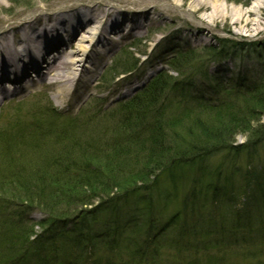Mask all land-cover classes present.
I'll list each match as a JSON object with an SVG mask.
<instances>
[{"label":"trees","instance_id":"obj_1","mask_svg":"<svg viewBox=\"0 0 264 264\" xmlns=\"http://www.w3.org/2000/svg\"><path fill=\"white\" fill-rule=\"evenodd\" d=\"M190 54L186 51L173 57L168 62L173 67L170 70L178 72L177 65L188 62ZM117 65L113 66L116 71ZM200 79L210 85L214 80L207 75ZM262 81L209 99L204 94L194 95L189 88L192 82L173 81L169 74L158 73L135 97L109 111L116 123V137L101 160L76 155L80 146L74 139L78 127L74 122L78 117L62 122V130L50 112L51 121L45 128L33 130L15 123L0 131V223L5 227V231L0 229V264H264L259 260L264 237L258 241L262 243L249 237L254 226H264V172H246L241 190L243 209L233 213L232 227L225 226L228 219L223 216L201 223L195 190L185 216L176 213L160 221L150 217L151 211L140 231L134 224V229L130 228L136 218L123 220L117 215L121 201L128 203L127 198L141 186L148 189L150 178L155 182L162 173H171L177 166H194L201 158L203 176L192 184L204 185L213 198L217 195L216 204L218 198H225L221 188L206 182L212 171H207L211 164L205 161L220 151L237 156L239 148L234 144L238 135L250 139L247 146L253 149L263 143ZM216 87H220L218 82L212 89ZM174 89L181 100H193L195 105L169 112L166 107L173 105L169 94ZM157 104L165 109H158ZM129 121L132 123L126 125ZM46 142L52 145L46 146ZM172 142L178 150L166 148ZM18 147L37 154L34 166L33 161L21 162L24 155H12ZM141 150L148 155L138 169L139 163L130 155L137 156ZM225 161L217 164L216 174ZM28 165L30 170H26ZM216 174L218 180L220 174ZM228 197L224 200L231 203ZM146 203L151 207V199ZM34 211L43 214L40 222L27 217ZM101 213L111 218L104 217L100 223ZM216 222L221 225L214 230ZM36 226L40 234H36ZM237 252L250 260L239 262Z\"/></svg>","mask_w":264,"mask_h":264},{"label":"rangeland","instance_id":"obj_2","mask_svg":"<svg viewBox=\"0 0 264 264\" xmlns=\"http://www.w3.org/2000/svg\"><path fill=\"white\" fill-rule=\"evenodd\" d=\"M177 1L185 7L190 0ZM242 1L219 0L228 9L241 6ZM97 3L114 4L116 8L123 7L126 10L134 9L131 1L121 0H0V33L20 19L43 16V22L49 19L61 20L59 17L71 15V13H65V8L69 6H77V11L82 13L86 4ZM140 3L142 5L139 6L145 5L149 12V15L145 17L134 18L142 24V28L137 31V29L129 30L128 27H125L122 33L117 36L114 34L107 35L109 38L105 40L108 41V46L106 45L104 49L99 46L100 52H97L98 56L92 63H84L85 67L77 72L80 80L64 99L57 101L55 98L56 90L39 82L30 85L28 89H23L21 92L6 95L4 100L0 102V131L9 129L11 123H19L22 124V127L30 129L33 127L45 128L51 121L52 112L55 114L56 126L62 130L65 126L61 124L67 122V117H78L74 122H78L74 139L76 142L79 141L80 146L76 155L82 157L88 154L90 158L93 156L101 160L105 158L104 154L107 152L108 146L116 137L114 133L116 123L112 120L110 115L113 113H110L109 110L114 108L119 101L134 96L161 70V73L169 74L173 81L192 82L189 88L193 94L196 93L198 96L204 94V97L209 99L221 98L225 96V90H231L234 87L244 88L262 80L264 82V27L256 36L248 35L246 32L236 36L224 30L222 23L211 25L209 28L199 24L195 27L190 16H184L186 21L174 22L173 17L177 18L178 16L172 15L176 13L184 15V11L175 8L165 0H144ZM261 6V12L264 13V0H261ZM64 19H62L61 25H52L50 26L51 30H47L49 41L54 39L52 37L53 32L59 34V38L67 40L65 33L67 25L62 26V23H65ZM34 27L36 32H41V27L38 24ZM175 29L179 30L176 31ZM44 38L46 39V36ZM222 45H224L223 51L220 49ZM57 50L59 48H51L50 57L54 56ZM186 51L191 53L187 58L188 62L182 61L177 65L178 72L170 70L173 67L172 65L169 67L167 62L178 53ZM114 64H118L117 74L115 73L116 70L113 69ZM133 64H136L135 68H133ZM30 72L33 74L31 78L36 79L37 73H33L32 70ZM207 72H211L213 76L208 75ZM119 73L121 75L116 78L115 76ZM203 75L214 79L211 85L200 79L203 78ZM217 82L220 87L213 90L212 88ZM5 85V88L10 86L9 83H5ZM177 94L179 92L176 89L173 90V94L172 92L169 94L173 98L169 97V101H172L173 105L170 108L166 107L169 112L174 113L176 110L178 112L183 105H195V101L181 100ZM157 108L164 110L165 106L157 104ZM100 112H102L101 118L98 117ZM74 120H71V123ZM130 123L132 122L129 121L126 125ZM249 140L243 135L236 137L234 145L239 150L235 157H232L228 152L220 151L205 161L209 165L211 164L207 171H212L209 174L212 177H205L206 182L211 181L219 189L221 188V195L226 194L225 198L229 196L228 198L232 200L231 203H227L225 198L220 197L216 204L217 195L213 198V194L207 192L204 185L201 187L192 184L196 178L201 179L203 176L204 169L201 170V168L204 166V161L201 158L193 163L194 166L183 165L179 168L177 166L175 171L164 173L155 182L151 183L152 178H150L148 189L141 186L127 198L128 203L126 199L121 201V209L117 213L118 217L123 220L128 217L136 218L131 222L130 228L134 229V224L137 226V231H140L142 224H146L145 220L151 211L150 217H155L160 221L167 217L170 218L176 213H180V216L183 217L185 212H190L192 207L190 195L195 190V203L199 205L196 214L200 218V222L223 216V218L228 219L225 226L232 227L233 213L243 209L240 207L243 203L241 190H243L246 172H264V140L261 145L254 149L247 146ZM48 143L46 142L45 145H52ZM166 148L177 149V145L172 142V145L169 144ZM182 148L184 146L180 150ZM139 152L137 156L130 155L133 160L136 158L137 163H139L138 169L141 168L144 157L148 155L145 150ZM133 153L135 154V152ZM16 154L24 155L21 160L22 163L26 164L25 161H33L31 166H34L37 154L25 152L21 147L13 151L12 155ZM222 159L223 161L230 160L223 163L222 170L217 172L220 177L216 180L214 169ZM29 167L30 165H28ZM28 168L26 170L31 169ZM171 176L178 178L176 179V187L172 182L170 183ZM172 185L174 186L173 191L176 193H173ZM223 188H227L228 192L224 191ZM165 194H171L172 197H167ZM149 199L152 202L151 207L146 203ZM100 215L102 218L99 222L102 223V219L107 214L101 213ZM29 218L34 223L42 220L44 216L39 212H33ZM106 218L110 219L111 216ZM220 225V222L214 223L213 229L219 228ZM0 227L1 230L5 231L2 222ZM35 232L39 234L41 229L35 227ZM249 237L254 238L256 242L261 240L264 237V226H254V231H249ZM237 254L239 262L245 263V261L250 260L247 256L239 255V252ZM263 254L259 260H264ZM252 262L254 263V261Z\"/></svg>","mask_w":264,"mask_h":264},{"label":"bare ground","instance_id":"obj_3","mask_svg":"<svg viewBox=\"0 0 264 264\" xmlns=\"http://www.w3.org/2000/svg\"><path fill=\"white\" fill-rule=\"evenodd\" d=\"M121 1H131L134 9L126 10L123 7L116 8L114 4L97 3L86 4L81 13L77 11V6H69L65 8V13L71 15L59 17L61 20L49 19L43 22V16H38L20 19L5 28L0 33V102L6 95L21 92L37 82L54 88L57 101L68 96L80 80L77 72L85 67L84 63H92L98 56L100 47L104 49L108 46V41L105 40L109 38L107 35L117 36L125 27L137 31L142 28V24L134 18L149 15L145 5L139 6L144 0ZM165 1L184 11V15H172L178 16L173 17L174 22L186 21L184 16H190L195 27L199 24L209 28L222 23L224 30L236 36L244 34L243 32L256 36L264 27L261 0H243L241 6L230 9L219 0H190L185 7L177 0ZM62 19L65 21L62 26L67 25V40L59 38V34L53 32L54 39L49 41L47 30L50 31L52 25H61ZM37 24L41 27V32L35 31L34 26ZM51 48L59 50L50 57ZM31 70L37 73V80L31 78ZM3 79L8 82L2 81ZM5 83L10 86L5 88Z\"/></svg>","mask_w":264,"mask_h":264}]
</instances>
